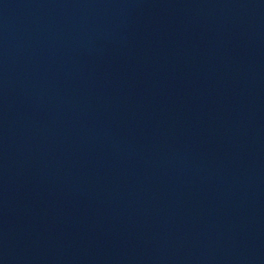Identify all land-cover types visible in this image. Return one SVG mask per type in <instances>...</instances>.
<instances>
[{"label":"water","instance_id":"obj_1","mask_svg":"<svg viewBox=\"0 0 264 264\" xmlns=\"http://www.w3.org/2000/svg\"><path fill=\"white\" fill-rule=\"evenodd\" d=\"M0 264H264V0H0Z\"/></svg>","mask_w":264,"mask_h":264}]
</instances>
